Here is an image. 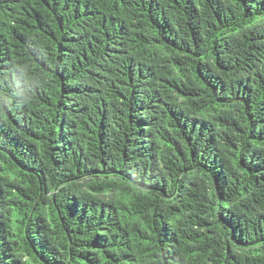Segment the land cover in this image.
<instances>
[{
	"label": "trees",
	"instance_id": "trees-1",
	"mask_svg": "<svg viewBox=\"0 0 264 264\" xmlns=\"http://www.w3.org/2000/svg\"><path fill=\"white\" fill-rule=\"evenodd\" d=\"M0 264H264V0H0Z\"/></svg>",
	"mask_w": 264,
	"mask_h": 264
}]
</instances>
